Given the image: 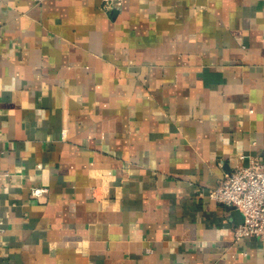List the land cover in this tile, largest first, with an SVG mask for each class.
Instances as JSON below:
<instances>
[{
	"label": "crops",
	"instance_id": "obj_1",
	"mask_svg": "<svg viewBox=\"0 0 264 264\" xmlns=\"http://www.w3.org/2000/svg\"><path fill=\"white\" fill-rule=\"evenodd\" d=\"M242 155L264 0H0V264H264L210 197Z\"/></svg>",
	"mask_w": 264,
	"mask_h": 264
},
{
	"label": "built area",
	"instance_id": "obj_2",
	"mask_svg": "<svg viewBox=\"0 0 264 264\" xmlns=\"http://www.w3.org/2000/svg\"><path fill=\"white\" fill-rule=\"evenodd\" d=\"M113 4L114 0H103L106 9ZM240 159L247 163L238 164L211 191L210 197L242 213L243 221L234 229L236 240L258 238L264 241V162L257 156L242 155ZM47 193L48 188L45 186L31 189V194L37 198H43Z\"/></svg>",
	"mask_w": 264,
	"mask_h": 264
},
{
	"label": "water",
	"instance_id": "obj_3",
	"mask_svg": "<svg viewBox=\"0 0 264 264\" xmlns=\"http://www.w3.org/2000/svg\"><path fill=\"white\" fill-rule=\"evenodd\" d=\"M233 208V207H232ZM235 209V208H234Z\"/></svg>",
	"mask_w": 264,
	"mask_h": 264
}]
</instances>
